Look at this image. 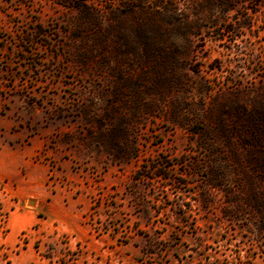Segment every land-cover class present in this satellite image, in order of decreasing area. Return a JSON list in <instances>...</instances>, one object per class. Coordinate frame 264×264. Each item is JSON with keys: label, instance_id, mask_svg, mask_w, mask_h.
<instances>
[{"label": "rangeland", "instance_id": "374dc122", "mask_svg": "<svg viewBox=\"0 0 264 264\" xmlns=\"http://www.w3.org/2000/svg\"><path fill=\"white\" fill-rule=\"evenodd\" d=\"M0 264H264V0H0Z\"/></svg>", "mask_w": 264, "mask_h": 264}]
</instances>
